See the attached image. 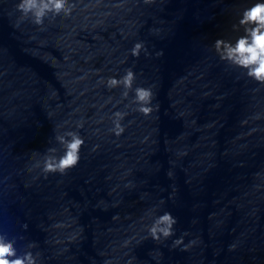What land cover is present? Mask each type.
<instances>
[{
    "label": "water",
    "instance_id": "water-1",
    "mask_svg": "<svg viewBox=\"0 0 264 264\" xmlns=\"http://www.w3.org/2000/svg\"><path fill=\"white\" fill-rule=\"evenodd\" d=\"M17 2L0 0V232L18 253L38 254V264H105L89 141L58 19L38 27ZM66 131L84 139L80 160L45 173L48 148L63 153L54 135Z\"/></svg>",
    "mask_w": 264,
    "mask_h": 264
},
{
    "label": "clouds",
    "instance_id": "clouds-1",
    "mask_svg": "<svg viewBox=\"0 0 264 264\" xmlns=\"http://www.w3.org/2000/svg\"><path fill=\"white\" fill-rule=\"evenodd\" d=\"M150 2L151 0H145V3ZM74 7L72 0H18L16 4V9L21 15L29 18L31 23L38 27L54 22L61 15L70 16ZM239 24L244 26V34L234 42L218 39L215 42V49L221 60L244 70L248 77L258 83H264V0H257L251 7L245 9ZM143 47L142 42L135 43L130 50L131 55L138 57ZM134 79L135 73L129 68L120 78L109 77L106 87L123 86L125 91L122 95L127 97ZM133 92V103L137 106L136 110L145 116L152 113L154 93L151 87H136ZM113 115L112 131L119 136L124 131L120 121L126 113L117 111ZM80 127H83L82 123L77 124V128ZM54 140L63 146V153L56 155L57 149L49 147L47 150L49 154L43 161V171L63 174L78 164L84 139L78 131H66L63 134L54 135ZM176 223V218L170 212L165 211L154 219L149 232L153 239L166 238L173 235ZM182 240L181 237L175 243L180 244ZM34 246L30 244L28 248L31 249ZM0 264H38V254H34L31 250L18 253L16 240L0 232Z\"/></svg>",
    "mask_w": 264,
    "mask_h": 264
}]
</instances>
